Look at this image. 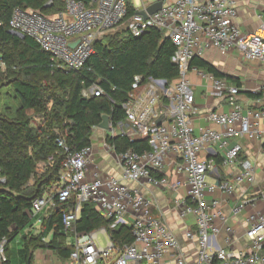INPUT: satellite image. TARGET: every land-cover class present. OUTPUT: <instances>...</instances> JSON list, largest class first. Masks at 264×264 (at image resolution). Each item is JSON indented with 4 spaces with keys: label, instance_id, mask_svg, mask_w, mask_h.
Listing matches in <instances>:
<instances>
[{
    "label": "built area",
    "instance_id": "2783aa9c",
    "mask_svg": "<svg viewBox=\"0 0 264 264\" xmlns=\"http://www.w3.org/2000/svg\"><path fill=\"white\" fill-rule=\"evenodd\" d=\"M237 14L236 6L228 0H176L163 4L162 9L146 21L137 14L129 18L132 36L141 35L147 28H156L167 34L174 47L171 60L177 67L178 77L170 83L149 79L142 85L146 87V100L143 103L138 99L139 112L131 107V101L141 89L142 79L134 78L129 101L122 106L126 123L118 124L115 129L110 127L109 131L113 133L124 125L130 126L141 137L148 138L150 149L142 153L129 149L117 154L121 171L118 177L95 175L88 181L86 174L91 147L71 150L63 141H57L65 155L59 183L53 191L32 201L29 216L41 223L40 213H51L56 207L73 200V205L62 218L63 234L73 240L69 256L73 264H161L168 254L176 255V264H264V215L248 218L245 234L248 248L233 251L220 247L215 240L220 233L216 221L226 223L228 220L220 202L206 200L208 194L216 191L232 194L244 182L255 184L253 164L239 160L243 151L239 140L264 137V130L260 131L258 127L264 121V109L243 110L237 104L239 88L210 75L214 92L224 96L231 109L224 114H207V121L217 125L219 130L206 128L196 133L193 126L198 111L188 74L191 70H198L189 65L194 58L202 57L206 47L210 46L222 55L236 49L245 60L264 62V23L256 33L244 34L234 23ZM127 15V0H91L88 4L81 0H64V9L52 17L29 8H15L9 31L18 34V38H31L42 52L49 55L51 67L80 71L93 52L94 41L120 26ZM75 43L76 46L71 48L70 45ZM5 68L0 57V70ZM102 94L97 86L83 91L84 97ZM161 96H167L168 114L155 113L153 109ZM160 115H164L165 120L157 126L153 120ZM206 148L217 151L223 167L238 165L241 172L233 175L231 181L209 183L208 174L213 170V162L201 157ZM178 160L177 172L185 176L188 195L176 202V208L183 219L193 216L197 226L196 231L187 230L185 233L186 239L197 247L193 263L177 253L178 239L161 218L154 216L152 201L137 187H171L163 170L167 163L173 165ZM0 183H3L1 177ZM261 195L264 197L263 193ZM258 199L259 196L238 199L232 216H238ZM86 201L92 203L105 219H113L111 228L118 224L130 227L133 242L117 247L105 229L88 234L76 233L74 224ZM226 231L229 233L230 229ZM99 234L105 239L104 245L98 241ZM226 243L230 244L229 237ZM6 244L5 239L0 241V264L7 262Z\"/></svg>",
    "mask_w": 264,
    "mask_h": 264
},
{
    "label": "trees",
    "instance_id": "16d2710c",
    "mask_svg": "<svg viewBox=\"0 0 264 264\" xmlns=\"http://www.w3.org/2000/svg\"><path fill=\"white\" fill-rule=\"evenodd\" d=\"M127 2L126 19L129 20L136 9L129 0ZM15 8H29L52 17L64 9V0H0V57L6 66L4 71L0 70V90L10 89L8 97L18 104L15 108L5 106L0 112V177L3 180L0 183V241H7L5 264H13L19 254L23 264H32L35 249L52 251L60 259L69 258L72 251L65 243L62 218L73 200L49 214L42 222L40 235L18 239L32 223L29 216L32 201L53 191L59 183L65 155L57 141H63L71 150L90 147L92 131L102 122L103 116L109 117L112 129L126 123L122 106L129 101L135 77L142 79L141 86L149 79L170 83L178 77V70L171 60L174 53L171 40L156 28H147L139 36L122 30L113 37L105 35L94 41L93 52L83 70L51 67L49 55L31 38H18L9 33V21ZM189 66L215 78L224 77L198 57ZM52 75L57 78L54 90L39 80ZM92 86L100 88L103 94L84 97L83 91ZM163 100L166 104L167 96ZM32 110L44 113L42 124H33V118L26 114ZM58 127L61 134L56 133ZM106 141L115 154L129 149L138 153L150 149L147 137L131 141L125 135H114L107 136ZM38 169L42 170L41 175L29 186ZM112 225L113 219H105L86 201L81 206L74 230L78 234H88L105 229L120 248L133 242L130 227L118 224L111 228ZM49 233L51 240L43 241ZM15 241L20 248L11 250L9 245Z\"/></svg>",
    "mask_w": 264,
    "mask_h": 264
},
{
    "label": "crops",
    "instance_id": "0c3cea01",
    "mask_svg": "<svg viewBox=\"0 0 264 264\" xmlns=\"http://www.w3.org/2000/svg\"><path fill=\"white\" fill-rule=\"evenodd\" d=\"M158 1L167 4L176 0H139L137 1V4H135L134 0H129L130 4L136 9V11L145 9ZM228 1L232 2L237 8L238 14L234 23L240 31L244 34L256 33L260 25L264 23V0ZM127 22L128 23L123 27V30L129 31L128 19ZM163 36L168 37L166 33H163ZM200 59L210 64L222 74L224 77L221 79H224L227 85L239 88L237 104L243 110L264 109V62L245 60L236 49L231 50L226 55H222L210 46L205 48ZM210 75L211 74L199 70H191L188 74L195 97V107L198 111L196 117L193 119V126L196 133H199L206 128L219 130L217 125L210 124L207 121V114L209 112L224 114L228 113L231 109L226 98L214 92L213 82ZM145 97L146 87L141 86L139 92H136L134 100L131 101V107L139 112L140 100L138 99L140 98L144 103L146 100ZM163 98L164 96H161L153 107L155 113L160 112L168 114L170 105L168 100H166L165 104ZM258 100L260 102H257ZM160 117L163 118L161 121L162 123L165 120L164 115H160L153 121L156 122ZM258 127L260 131L264 130V121L260 122ZM99 131L104 133L100 135V140H92L91 138V156L86 174V179L88 181L92 180L95 175L99 177H118L120 175L121 171L117 154H115L113 148L108 145L105 136L107 138V136L125 135L131 141L142 139L141 135L134 132V130L127 125H124L121 129H116L113 133L102 129H99ZM239 142L243 147L239 160H248L253 164L255 184L249 185L244 182L232 194H224L216 191L212 194H208L206 199L207 202L212 200L220 202L222 211L228 218L226 223H222L219 220L216 221V224L220 229V233L215 238L217 244L222 248L231 249L237 252L244 251L248 248V242L245 237L248 230V218L256 214L264 215V197L261 195L262 193L264 194V137H245L240 139ZM201 157L213 162V170L208 174L209 183H214L219 180L231 181L233 175L241 172V168L238 165L225 168L221 165V161L218 164L217 161L221 160V156L217 154V151L214 148H206L203 150ZM179 164L180 160L175 161L173 165L167 163L163 170V174L168 177L171 187L162 189L141 185L137 187L152 201L154 216L161 218L178 239L179 250L177 253H180L187 262L193 263L197 257V247L194 242L186 239L185 233L187 230L196 231L197 226L193 216H188L183 219L180 217L179 211L176 208V202L187 198L188 195V185L185 176L177 172ZM131 185L136 187L134 184ZM258 196L259 199L253 205H249L238 216H232V209L236 205L238 199H248ZM49 214L50 212L43 211L38 215V218L41 219V223H38L36 219H31V225L19 234L18 239L20 240L22 236L40 235L42 232V222L49 216ZM227 228L230 229L229 233L226 231ZM51 237L52 234L49 233L42 239H44L43 241L45 242H49ZM65 237L66 245L72 248V238L69 236ZM228 237L230 238V244L227 245L226 239ZM104 243L105 239L103 244ZM9 248L11 250H16L20 247L15 241L9 245ZM32 256V264H73L69 258L60 259L56 254L49 250L35 249L32 252ZM175 256V254L166 255L161 264H176ZM20 257V254L17 255V258L13 259V264H23Z\"/></svg>",
    "mask_w": 264,
    "mask_h": 264
},
{
    "label": "rangeland",
    "instance_id": "374dc122",
    "mask_svg": "<svg viewBox=\"0 0 264 264\" xmlns=\"http://www.w3.org/2000/svg\"><path fill=\"white\" fill-rule=\"evenodd\" d=\"M137 1L139 0H134L135 4H137ZM126 23L127 22V19L124 20V22L115 30H112L110 32H107L105 35L108 36V37H113L115 36L118 32H120L121 30H123V27L126 26ZM104 35V36H105ZM3 71V70H1ZM8 78L7 76L4 77V83L7 84ZM40 82L47 85L48 87L51 88V90H54L56 87H57V78L55 76H49L48 78L44 79V78H39ZM6 86V85H5ZM10 89L8 88H2L0 90V112L3 110V108L5 106L7 107H11V108H15L17 107V102L10 99L8 96L10 94ZM51 107V104H49L47 106V112L49 111ZM26 114L30 117L33 118V124L34 125H38V124H42L44 121H43V116H44V113L40 110H32V111H27ZM58 126H61V125H58ZM56 133L58 134H61V130H60V127H58L56 129ZM101 134H104L102 131H99V128H94L93 131H92V135H91V138L92 140H95V139H98L100 140V135ZM104 138V137H103ZM105 139L106 136H105ZM41 172L42 170L41 169H38L37 171V175L35 176V178H33L30 182H29V186H32L34 184V182L39 178V176L41 175ZM98 241L101 243V245H104L103 242H104V239H103V236L102 234H99L98 235Z\"/></svg>",
    "mask_w": 264,
    "mask_h": 264
},
{
    "label": "water",
    "instance_id": "95a60500",
    "mask_svg": "<svg viewBox=\"0 0 264 264\" xmlns=\"http://www.w3.org/2000/svg\"><path fill=\"white\" fill-rule=\"evenodd\" d=\"M162 6H163V2L162 1H158V2H156V3H154V4L150 5V6L146 7L145 9L136 11L135 14L142 16L143 19L146 21L149 16H152V15L156 14L157 12H159L162 9ZM9 33L11 35H14V36L18 37V34L12 32V31H9ZM75 46H76V43L70 45L71 48H74ZM162 119L163 118L160 117L156 121V125L157 126L161 125ZM98 128L102 129L104 131H109L111 129L110 125H109V117L108 116L105 115V116L102 117V122L99 124Z\"/></svg>",
    "mask_w": 264,
    "mask_h": 264
}]
</instances>
